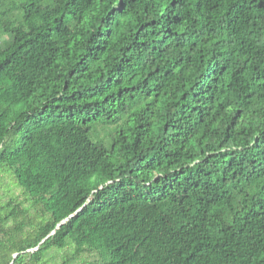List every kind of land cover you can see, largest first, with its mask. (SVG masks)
I'll return each instance as SVG.
<instances>
[{
    "label": "trees",
    "instance_id": "1",
    "mask_svg": "<svg viewBox=\"0 0 264 264\" xmlns=\"http://www.w3.org/2000/svg\"><path fill=\"white\" fill-rule=\"evenodd\" d=\"M263 66L264 0H0V264H264Z\"/></svg>",
    "mask_w": 264,
    "mask_h": 264
},
{
    "label": "bare ground",
    "instance_id": "2",
    "mask_svg": "<svg viewBox=\"0 0 264 264\" xmlns=\"http://www.w3.org/2000/svg\"><path fill=\"white\" fill-rule=\"evenodd\" d=\"M104 1V0H103ZM153 1V0H152ZM191 1V0H190ZM220 1V0H219ZM222 1V0H221ZM223 2H224V0H223ZM257 2V1H256ZM101 3H102V1H101ZM124 3V2H123ZM153 3H155V2H153ZM130 4V3H129ZM151 4V3H150ZM105 5V4H104ZM131 5V4H130ZM159 5V4H158ZM165 5V4H164ZM263 5V4H262ZM136 6V5H135ZM183 6V5H182ZM126 7V6H125ZM174 7V6H173ZM260 7V6H259ZM125 9V8H124ZM139 9V8H138ZM156 9V8H155ZM116 11V10H115ZM128 11V10H127ZM162 11V10H161ZM158 12V11H157ZM256 12V11H255ZM131 13V12H130ZM139 13V12H138ZM188 13V12H187ZM261 13V12H260ZM183 14V13H182ZM134 15V14H133ZM125 17V16H124ZM164 17V16H163ZM160 19V18H159ZM178 19V18H177ZM160 21V20H159ZM190 22V21H189ZM132 24V23H131ZM174 24V23H173ZM138 27V26H137ZM149 28V27H148ZM223 31V30H222ZM146 32V31H145ZM153 32V31H152ZM155 33V32H154ZM156 34H158V32L156 33ZM148 35V34H147ZM145 37H146V35H145ZM151 37V36H150ZM166 37V36H165ZM141 38V37H140ZM149 40V39H148ZM147 41V40H146ZM162 43V42H161ZM263 44V43H262ZM160 47V46H159ZM172 47V46H171ZM132 48H134V47H132ZM138 49V48H137ZM173 49V48H172ZM143 50V49H142ZM154 50H156V49H154ZM159 50H161V48L159 49ZM158 50V51H159ZM196 51V50H195ZM191 52V51H190ZM201 53H202V51H201ZM204 53V52H203ZM169 55V54H168ZM205 55V54H204ZM179 57V56H178ZM185 58V57H184ZM207 58V57H206ZM208 60V59H207ZM183 63V62H182ZM189 63V62H188ZM167 64H169V63H167ZM167 66V65H166ZM182 66H183V64H182ZM185 66V65H184ZM198 66V65H197ZM176 67V66H175ZM264 67V66H263ZM160 68V67H159ZM162 68V67H161ZM166 69V68H165ZM207 69V68H206ZM179 70H181V69H179ZM165 72V71H164ZM178 72V71H177ZM158 73V72H157ZM168 73V72H167ZM186 73V72H185ZM209 73V72H208ZM204 74V73H203ZM152 75V74H151ZM156 75V74H155ZM169 75V74H168ZM175 75V74H174ZM184 75V74H183ZM137 76V75H136ZM150 76V75H149ZM149 76H147V77H149ZM177 76V75H176ZM185 76V75H184ZM164 77V76H163ZM179 77H181V76H179ZM202 77V76H201ZM134 78V77H133ZM137 78V77H136ZM138 79V78H137ZM148 79V78H147ZM151 79V78H150ZM149 79V80H150ZM169 79H170V77H169ZM168 79V80H169ZM172 79V78H171ZM175 80V79H174ZM199 80V79H198ZM202 80V79H201ZM132 81V80H131ZM174 82V81H173ZM179 82H181V81H179ZM178 82V83H179ZM184 82V81H183ZM188 82V81H187ZM177 83V82H176ZM185 83V82H184ZM174 84V83H173ZM187 86H189V85H187ZM181 87H182V85H181ZM180 87V88H181ZM190 87V86H189ZM174 89H176L175 87H174ZM184 89V88H183ZM179 91V90H178ZM196 91V90H195ZM189 94V93H188ZM198 94V93H197ZM245 94V93H244ZM197 98V97H196ZM199 98V97H198ZM197 98V99H198ZM143 99V98H142ZM145 99V98H144ZM200 100V99H199ZM144 101V100H143ZM147 101V100H146ZM177 101V100H176ZM198 101V100H197ZM181 102V101H180ZM176 103V102H175ZM198 103V102H197ZM201 104V103H200ZM177 106V105H176ZM198 107V106H197ZM177 108V107H176ZM141 109V108H140ZM250 109V108H249ZM212 110V109H211ZM146 111V110H145ZM196 112V111H195ZM202 113V112H201ZM207 113V112H206ZM212 113V112H211ZM203 115V114H202ZM201 115V116H202ZM258 115V114H257ZM199 116V115H198ZM247 116V115H246ZM155 117H157V116H155ZM244 117V116H243ZM261 117V116H260ZM264 117V116H263ZM196 118V117H195ZM253 118V117H252ZM201 119V118H200ZM251 119V118H250ZM256 119V118H255ZM254 119V120H255ZM263 119V118H262ZM252 120V119H251ZM259 120H261V119H259ZM158 121V120H157ZM192 121V120H191ZM236 124V123H235ZM254 124H255V122H254ZM243 125H244V123H243ZM246 125H248V124H246ZM252 127V126H251ZM256 127V126H255ZM259 127V126H258ZM165 130V129H164ZM188 131V130H187ZM180 135V134H179ZM174 136H176V135H174ZM178 136V135H177ZM210 158V157H209ZM244 159V158H243ZM245 161V160H244ZM172 173V172H171ZM252 185V184H251Z\"/></svg>",
    "mask_w": 264,
    "mask_h": 264
}]
</instances>
